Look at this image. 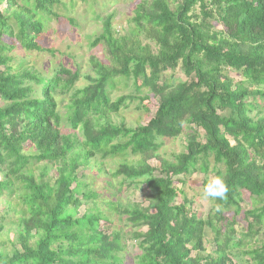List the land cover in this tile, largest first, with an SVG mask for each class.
I'll return each instance as SVG.
<instances>
[{
    "label": "trees",
    "instance_id": "trees-1",
    "mask_svg": "<svg viewBox=\"0 0 264 264\" xmlns=\"http://www.w3.org/2000/svg\"><path fill=\"white\" fill-rule=\"evenodd\" d=\"M59 4L0 0V205L17 215L15 243L0 251V264H124L127 242L140 252L132 264H238L227 250L245 243L239 256L264 264V240L250 247L264 226V0H138L122 36L112 29L113 15L98 17L101 31L89 46H100L105 59L90 60L87 85L75 90L78 71L59 65L46 77L9 65L16 48L53 55L37 39ZM178 66L188 80L168 84L164 74ZM120 82L146 90L139 101L154 100L144 125L110 120L138 99L112 100ZM71 91L60 116L56 98ZM184 130V150L161 157L159 140ZM93 169L121 187L147 190L145 205L109 204L124 217L126 234L86 209L96 195L80 176ZM193 174L204 176L203 186L209 174L229 186L205 220L193 216L174 183ZM243 193L251 203L246 211ZM239 216L246 227L234 243ZM206 228L214 245L208 254Z\"/></svg>",
    "mask_w": 264,
    "mask_h": 264
},
{
    "label": "rangeland",
    "instance_id": "rangeland-1",
    "mask_svg": "<svg viewBox=\"0 0 264 264\" xmlns=\"http://www.w3.org/2000/svg\"><path fill=\"white\" fill-rule=\"evenodd\" d=\"M60 4L56 7V18H51L47 25L46 31L37 39L40 47L51 51V54L42 52H24L19 48H16L9 54L12 61L10 66L15 68L19 64H22L23 68L28 70H35L42 76L49 77L59 65H62L66 69L71 71H78L80 78L75 83L74 90L80 89L87 85L84 76L91 74L90 60L92 58L105 59V53L100 46L90 48V40L98 35L101 31V24L96 21L98 17L105 15H113L112 29L117 35L122 36L127 30L128 19L132 16V10L135 3L138 0H59ZM197 12V9L195 10ZM213 32H220V27L212 22ZM229 78L234 81H239L240 77L232 73L226 72ZM164 78L168 84H177L179 82H185L188 78L184 75L180 66L172 71H167L164 74ZM70 93L57 97L56 102L58 104L57 111L60 116L66 113L65 106L68 104V98ZM121 95L137 96L138 99L128 102L125 109H121L117 114L110 116V120L115 124H122L124 127H134L138 124L144 125L153 115L155 111V103L151 96L148 100H141L146 95V90L143 88H134L130 82L124 86L123 82L117 86L116 90L111 93V99ZM187 130L174 140H159L160 148L158 153L161 157L167 160H171L173 155H176L184 150V134ZM199 135L202 136V132L199 130ZM155 168L157 163L155 161L150 162ZM106 168L114 169L115 163L108 161ZM108 169V170H109ZM51 173H49L50 175ZM212 175L209 174L207 179ZM82 181L86 184L88 190L96 195L94 201H91L86 209L94 208L98 210L109 222L111 231H122L124 234L129 232V228L124 221V217L115 213L109 204L118 202L122 207L127 204L140 203L146 204L147 190L142 185L126 187L119 186V179L112 180L110 177L101 173H97L94 169L92 172L84 171L81 173ZM206 179V180H207ZM184 183H175L176 188L183 197L191 202L189 208L194 217L206 219L210 213L212 206L211 199H205L203 197L202 181L204 176L201 174H193L183 178ZM181 195L176 200L177 203L181 202ZM243 201L240 205L242 211H246L250 207V199L248 195L243 193ZM83 209L79 210L82 213ZM0 215H3L1 224L3 226L0 233V251L9 253L12 249V245L15 243V229L17 215L11 211L4 214L3 208L0 205ZM232 216L229 213L226 218ZM246 227L245 221L241 216L235 219L233 229L235 235L232 237L233 242L241 238V234L244 233ZM213 233L209 229H205V253L213 252L214 245L212 243ZM256 240L250 242V247L259 246L264 240V226L258 233ZM248 242V241H244ZM249 246L247 243L241 249H233L231 246L227 252L234 257L239 258L238 264H251L247 257L239 256L238 252L246 251ZM239 250V251H238ZM239 252V253H240ZM124 256V264H132L135 255H139L140 252L136 248L134 242H127L125 251L122 253Z\"/></svg>",
    "mask_w": 264,
    "mask_h": 264
},
{
    "label": "clouds",
    "instance_id": "clouds-1",
    "mask_svg": "<svg viewBox=\"0 0 264 264\" xmlns=\"http://www.w3.org/2000/svg\"><path fill=\"white\" fill-rule=\"evenodd\" d=\"M229 186L221 175H212L203 188V197L213 201H223L227 199ZM215 211H220V205L217 204Z\"/></svg>",
    "mask_w": 264,
    "mask_h": 264
}]
</instances>
